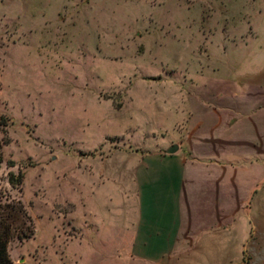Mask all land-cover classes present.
<instances>
[{"label": "rangeland", "instance_id": "374dc122", "mask_svg": "<svg viewBox=\"0 0 264 264\" xmlns=\"http://www.w3.org/2000/svg\"><path fill=\"white\" fill-rule=\"evenodd\" d=\"M199 65L216 80L264 67V0H0V201L20 200L34 232L10 241L14 264L129 263L118 160L179 137L175 93ZM258 189L248 252H264Z\"/></svg>", "mask_w": 264, "mask_h": 264}, {"label": "crops", "instance_id": "0c3cea01", "mask_svg": "<svg viewBox=\"0 0 264 264\" xmlns=\"http://www.w3.org/2000/svg\"><path fill=\"white\" fill-rule=\"evenodd\" d=\"M205 68L218 75L199 65L195 88L175 93L185 102L179 137L118 160L116 257L128 264H264V252L245 251L264 180V67L219 80Z\"/></svg>", "mask_w": 264, "mask_h": 264}, {"label": "trees", "instance_id": "16d2710c", "mask_svg": "<svg viewBox=\"0 0 264 264\" xmlns=\"http://www.w3.org/2000/svg\"><path fill=\"white\" fill-rule=\"evenodd\" d=\"M5 118L0 119V129H6ZM1 163V160H0ZM12 184H19L22 176L10 178ZM33 220L24 204L19 201H0V264H14L9 254V243L17 234L21 239L30 238L33 235Z\"/></svg>", "mask_w": 264, "mask_h": 264}, {"label": "water", "instance_id": "95a60500", "mask_svg": "<svg viewBox=\"0 0 264 264\" xmlns=\"http://www.w3.org/2000/svg\"><path fill=\"white\" fill-rule=\"evenodd\" d=\"M177 149H178V146L176 144H172L171 146H169L168 148L165 149V152L172 154V153L176 152Z\"/></svg>", "mask_w": 264, "mask_h": 264}]
</instances>
